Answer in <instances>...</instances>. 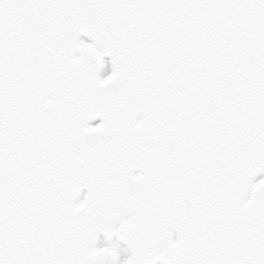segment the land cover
I'll use <instances>...</instances> for the list:
<instances>
[{"label": "snow or ice", "instance_id": "1", "mask_svg": "<svg viewBox=\"0 0 264 264\" xmlns=\"http://www.w3.org/2000/svg\"><path fill=\"white\" fill-rule=\"evenodd\" d=\"M0 264H264V0H0Z\"/></svg>", "mask_w": 264, "mask_h": 264}, {"label": "water", "instance_id": "2", "mask_svg": "<svg viewBox=\"0 0 264 264\" xmlns=\"http://www.w3.org/2000/svg\"><path fill=\"white\" fill-rule=\"evenodd\" d=\"M83 37V36H82ZM86 38V37H85ZM94 122V121H93ZM100 122V121H99Z\"/></svg>", "mask_w": 264, "mask_h": 264}]
</instances>
